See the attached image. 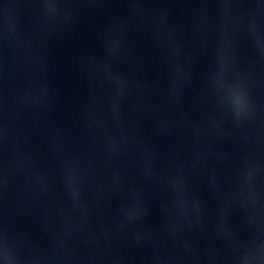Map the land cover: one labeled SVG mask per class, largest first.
<instances>
[{"label":"water","instance_id":"water-1","mask_svg":"<svg viewBox=\"0 0 264 264\" xmlns=\"http://www.w3.org/2000/svg\"><path fill=\"white\" fill-rule=\"evenodd\" d=\"M0 240L264 264V0H0Z\"/></svg>","mask_w":264,"mask_h":264},{"label":"clouds","instance_id":"clouds-1","mask_svg":"<svg viewBox=\"0 0 264 264\" xmlns=\"http://www.w3.org/2000/svg\"><path fill=\"white\" fill-rule=\"evenodd\" d=\"M233 105L237 112L241 111L245 106V100L239 93L233 94ZM6 247V242L3 240H0V252H3L4 248ZM0 264H8L7 256H3L2 259H0Z\"/></svg>","mask_w":264,"mask_h":264}]
</instances>
